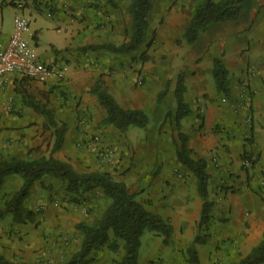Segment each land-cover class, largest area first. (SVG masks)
<instances>
[{
    "label": "crops",
    "instance_id": "1",
    "mask_svg": "<svg viewBox=\"0 0 264 264\" xmlns=\"http://www.w3.org/2000/svg\"><path fill=\"white\" fill-rule=\"evenodd\" d=\"M81 1L0 0V42L6 43L14 31V18L18 14L15 7L18 2L24 3L21 12L30 22L28 41L35 47L40 59L46 63L53 61L67 63L64 59L72 57L77 43L85 41L92 35L99 39L101 43H106L105 41L108 38L115 39L117 36L115 31L122 27L121 19H118L116 16L118 6L115 3L112 5L113 2L111 0H96L98 2L97 15L91 16L87 20H82L79 24L76 15ZM164 1L165 3H169L168 7H170L173 0ZM201 1L176 0L175 7L170 13H166L165 20H178L176 19L178 15L174 9L177 8L180 10V5L185 4L189 6L190 3L192 5L191 8H193L198 6ZM258 6L260 8L257 13L255 10H250L237 22L222 23L226 24L228 28L235 27L234 23H236L237 27L233 29V32L240 34L238 36V41H240L238 53L244 49L246 41L250 39L253 42L264 41V35L259 33V27L263 25L259 20H264V0H261ZM6 9L8 10L6 11ZM106 9L108 13H104ZM190 17L181 20H187L185 24L187 25ZM44 20H51L52 28L50 26L46 27ZM252 23H258V27L254 29L255 31L253 30L252 34H248ZM184 28L182 27L180 30L181 36L183 35ZM173 39L176 41L175 36ZM206 39L205 37L202 41L207 42ZM122 40L127 41L128 37H122ZM188 53L184 56V59L187 61L186 67L179 66L178 68L180 71H183V69L188 71L186 76H184V83L187 88L185 98L194 113L195 101H191L194 93L195 95H200V100H204L202 97L207 90L212 91V93L217 92L213 77V61L215 58L211 60L212 63L207 62L206 65H197L195 62L198 61L202 53L200 55L199 52H194L193 55H189ZM224 54H221V59L230 75V67L223 58ZM252 59L259 65V73L264 76V54L261 52L255 53L252 55ZM244 60L245 56L242 55L241 64L244 63ZM108 69L106 64L99 66L95 64L89 68L82 66L79 69H74L70 66L65 82H51L48 84L33 81L18 73L7 75L4 87L0 88V153L8 158L13 156L36 158L50 155L51 148L49 150L44 147L41 149L38 148V145L42 141L41 138L31 139L29 137L30 131L32 132L34 128L38 127L35 126L37 123L40 124L42 131L46 123L45 115L38 112L34 107L37 104L42 107L44 106L46 109H50L56 119L60 117L64 118V108H69L65 112L66 120L64 122L67 124L68 129L62 146L66 150L64 151L62 148L59 152L53 153V155L61 160H69L64 155L68 150L79 157L80 154L77 152L75 145L77 141L82 139L85 133L90 132L92 128L96 127L97 122L107 117L106 109L100 104L97 94L92 92V88L98 82L96 81L98 76L102 79L99 82L103 83L104 90L118 99L112 87L117 76L115 77ZM191 70L197 72L195 76L192 75L193 72H189ZM93 75H96L95 79H91ZM177 76H175V85L172 89L173 95L176 88ZM206 80L207 83L205 85L203 81ZM118 81H122V79H118ZM253 89H256L257 92L256 97L253 98L254 106L257 110L256 116L260 118L264 106V81H261V77L260 79L257 77L253 81ZM64 90L67 92L68 101L64 100ZM77 102L79 104L78 106H76ZM99 105L100 109H98ZM99 110L102 112L100 115ZM194 122H196L194 118L186 116L182 120V128L189 134V147L194 149L198 156L204 157L208 161L210 196L216 202V207H218L219 199L213 193L211 183L212 180L217 182L222 173L220 174V171L215 168L211 158V152L207 150L212 138V135L208 131L212 129V125L207 120L199 124L200 126L198 128ZM168 125L170 126V123ZM259 125L258 127L260 129L257 138L260 137L261 133V127ZM99 129L102 130L100 131L103 135L102 138L106 136V140H110V136L107 135L108 133H106L105 128H100L99 126L94 132L99 133ZM26 132L28 133L24 135ZM171 134L173 135L174 143L175 134L172 128ZM85 139L87 140V138ZM141 140L143 142V139ZM143 143L146 145L149 144L147 138L144 137ZM108 144L107 142L105 146ZM259 147L257 146L256 149H259ZM151 151L152 148H150ZM218 151L220 153L223 152L222 146H219ZM261 151V153L259 152L260 163L264 162V148ZM82 155L86 156L85 154ZM85 159L90 160L87 157ZM92 161L94 163L96 162L95 159ZM96 163L99 168L112 174L114 173L111 171L112 167L106 163H100V161ZM240 163L241 158L239 155V157H236L232 169H235L241 175L242 179L246 173L243 174ZM259 164L253 170L256 175L259 174ZM227 167L231 166H225V168ZM11 180L15 182L11 186L13 187L12 190L9 189L11 188L9 187ZM55 181L57 179L45 176L32 185L30 196L25 201L26 209L31 211L32 214L26 221L17 222L11 214L0 219V255L5 258L8 264L64 263V255L66 257L72 256L79 250L82 243L81 236L75 228V222L72 225L69 224L70 218L76 217L77 220L81 217V219L84 218V220L93 222L105 210L106 207H101L94 202L89 205L91 209L90 213H78L77 205L69 202L67 203L68 208L70 210L74 209V211L71 214L68 213L67 210H64V202L59 198L56 200L55 191H57V188L53 184ZM22 184L23 179L20 175L14 174L8 176L3 187L4 189L0 191V210L5 208L6 199L15 194L21 188ZM6 193H8L7 196H5ZM147 193H151L153 199V203L148 206V209L160 214L166 219H170L173 226V233L170 242L165 244L163 242V236L156 232L145 231L141 237L140 264H193L188 248L198 231L203 199L198 192H194L192 196L181 192L178 195H169L164 199H158L154 194V189ZM248 194L251 196L249 199L252 198L254 203H257L251 215L248 217L245 216L243 205L238 203L229 212L220 210L214 214L211 213V224L209 223L207 227L210 239L206 243L196 245L200 264H232L247 255L261 241L264 233V201L262 199L257 200L252 194ZM166 203H169L170 206ZM41 205L45 206V211L40 214L37 213L36 209ZM171 206H174V209ZM110 234L111 243L114 236L113 232H110ZM64 238H67L65 243L63 242ZM110 243L104 245L100 250L93 251L92 256L94 258L89 264H115L117 260L125 256L126 250L123 240L118 241L119 247L117 249L110 247Z\"/></svg>",
    "mask_w": 264,
    "mask_h": 264
},
{
    "label": "rangeland",
    "instance_id": "2",
    "mask_svg": "<svg viewBox=\"0 0 264 264\" xmlns=\"http://www.w3.org/2000/svg\"><path fill=\"white\" fill-rule=\"evenodd\" d=\"M111 2H113L112 5L115 3L118 6L116 16L121 19L122 27L115 31L117 33L115 39L108 38L105 42L119 45L124 42L122 37L126 36L129 39L132 32V17L129 12L131 0H111ZM168 4L164 0H153V10L146 43L135 51L121 54L105 49H90L88 48L90 45L101 43L99 39L92 35L85 41L78 42L77 47L73 50L72 57L64 59L69 68L72 66L74 69H79L82 66L89 68L95 64H98V66L106 64L109 68L108 70L115 77L117 76L112 87L116 92L118 102L125 108L142 109L148 113L150 118L149 124L145 127L131 126L123 130L111 123H107L104 118L102 121L97 122L96 127L85 133V136L75 144L77 152L80 154L79 157L67 150L64 155L69 160L65 161L70 162L80 172L105 171L99 168L96 162L106 163L112 167L111 171L114 172V175L111 174L115 176V179L130 186L132 191L135 192L136 199L147 208L153 203L151 193L147 192L153 189L158 199L167 198L169 195H178L181 192L191 196L194 192L197 193L198 188L194 176L176 157L173 135L168 125L169 120L165 118V115L168 108L173 107L174 104L172 89L175 85V76L182 75L184 77L188 73L186 69L180 71L178 68L179 66L186 67L185 54L187 52H189V55H193L194 52H199V55L202 53V56L200 55L195 64L206 65L207 62H211L214 58H221V54L225 53L223 58L230 67H228L230 70V96L228 97L218 90L216 93L207 90L202 97L204 100H200V95H195L194 93L191 98V101H195L194 113L189 117L194 118L196 121L194 123L198 128L199 124L207 120L212 125V129L208 131L212 138L207 150L211 152L215 168L220 171V174L222 173L217 182L212 180L211 183V189H213V193L219 199V203L217 202L218 207H216V202L214 201L215 205L212 213L214 214L220 210L229 212L238 203L243 205L245 216L248 217L257 204L254 203L252 198L249 199L251 196L248 193L252 194L257 200L262 199L264 201V162L260 163L259 157L262 152L261 149L263 150L264 148V106L261 111V117L258 118L253 101L257 93L256 89H253V81L257 77L259 79L261 77L263 82L264 76L259 73V65L252 59V55L255 53L261 52L264 54V41L253 42L250 39L246 41L244 49L238 53L240 42L238 41V36L240 34L233 32V29L237 27L236 23H234L235 27L230 28L226 24H221L205 36L207 42L201 41V43H197L198 45H190L181 41L182 36L180 35V30L182 27L186 28L190 20L185 25L187 20L181 19H188L195 7L191 8L192 5L190 3L189 6L182 4L180 5V10L174 9L178 15L176 18L178 20H165L166 13H170L173 10L176 0L172 1L170 7H168ZM97 8L98 2L96 0H82L79 3L76 15L78 23L80 24L82 20H87L91 16H96ZM15 10H17V13L21 12L17 6ZM104 13H108V10H104ZM259 21L263 23L262 27H259V33L264 35V20ZM44 22L46 27L50 26L52 28L51 20H44ZM257 27L258 23H252L248 34H252ZM174 36L176 41L173 39ZM148 43L150 46L147 45ZM242 55L245 56L243 64H241ZM189 72H193V76L197 73L192 70ZM95 78L96 75L91 77V79ZM96 79V81H102L99 76ZM118 79H122V81H118ZM203 83L206 85L207 80L203 81ZM166 88H168L166 95L159 101V95L166 91ZM67 98V92L64 90V100L68 101L69 99ZM78 105L77 102L76 106ZM67 109L69 108H64V118H57L59 123H65V112ZM98 109H100V105ZM100 114L102 112L99 110ZM257 124H260L259 126L261 127L260 137L262 138L259 137L260 140L257 138L260 129ZM35 126L38 127L34 128L32 132L30 131L29 137L31 139L41 138L42 141L38 145L39 149L43 147L47 150L52 149L54 142L53 129L44 127L42 131L40 124L37 123ZM99 126L106 129L110 140H106V136L102 138L101 129H99V133L94 132ZM144 137L147 138L148 145L143 143ZM141 139H143V142ZM107 142L109 144L105 146ZM219 146H222V153L218 151ZM257 146H260L259 149H256ZM150 148H152L151 152ZM106 150L111 152L108 159L102 156ZM246 151L253 154V158L256 159V163L253 166L248 165V167L250 166L249 173L243 169L241 158ZM239 155L241 158L240 167L243 169V174L246 173L242 179L241 175L235 169H232V165ZM85 157L90 160L85 159ZM93 158L96 160L95 163L92 161L94 160ZM257 164L260 167L258 175L253 172ZM227 165L231 167L225 168ZM14 183L11 180L9 187L14 185ZM53 184L57 188V191H55L56 200L59 198L63 201L64 210H67L70 214L74 209L70 210L68 208L67 203L69 202L75 203L78 207L77 212L84 214L90 213L89 205L91 203L96 202L97 205L106 208L110 204V199L103 192L71 194L65 190L62 181L59 179ZM12 188L9 189L12 190ZM242 189L244 190L242 191ZM7 195L8 193L5 194V196ZM166 204L169 205V203ZM44 207L42 205L39 206L36 209L37 213H44ZM171 208L174 209V206H171ZM70 214L69 216L71 217ZM82 221L90 222L84 220V218L81 219V217L77 220L76 217H71L69 224L72 225L75 222L76 228V225ZM77 233L80 235L78 230ZM66 241L67 238H64L63 242L65 243ZM70 258L71 255L68 257L64 255L63 262L65 263Z\"/></svg>",
    "mask_w": 264,
    "mask_h": 264
},
{
    "label": "trees",
    "instance_id": "3",
    "mask_svg": "<svg viewBox=\"0 0 264 264\" xmlns=\"http://www.w3.org/2000/svg\"><path fill=\"white\" fill-rule=\"evenodd\" d=\"M261 0H204L193 11L186 26L181 41L190 45L201 42L207 34L224 22H237L250 10L257 13ZM258 6V7H257ZM153 10V0H131L129 12L132 17V32L127 41L121 44L100 43L90 45V49H105L114 53L133 52L146 43L150 17ZM148 46L149 43L147 44ZM146 60V58H144ZM213 77L216 88L226 96H230L229 71L221 58L213 61ZM159 95V101L167 93ZM186 85L184 77H176L173 107L168 108L165 118L175 134L174 145L178 161L194 176L198 192L203 199L201 218L198 222V231L188 248L193 264H200L196 245L206 243L210 239L207 227L215 205L210 196V173L208 161L200 157L189 147V134L182 128V120L193 113V109L186 101ZM97 94L100 104L106 109L107 123L123 130L131 126L145 127L150 118L142 109L123 107L118 100L104 90L103 83L97 82L92 88ZM35 109L46 117L45 128L53 129L54 142L49 156L23 158L18 156L5 157L0 153V191H2L8 176L20 175L23 179L21 188L5 201V208L0 210V219L11 214L17 222L26 221L32 214L25 206L30 196L32 185L45 176L62 181L64 188L71 194L103 192L110 199V204L101 216L93 222L82 221L76 225L81 235V246L64 264H89L93 260L92 252L100 250L110 243L113 232V241L110 247L117 249L119 240L125 242V256L115 264H140L139 253L141 237L145 231L156 232L163 236V242L168 244L173 233L170 219L150 211L136 199L135 192L130 186L121 182L107 171L80 172L70 162L54 157L53 153L60 150L66 138L67 124L59 123L54 113L44 106L35 104ZM243 169L249 173V167L256 163L253 154L245 152L242 155ZM247 162L250 166L248 167ZM0 263L8 264L0 255ZM264 263V234L261 241L239 261L232 264H262Z\"/></svg>",
    "mask_w": 264,
    "mask_h": 264
},
{
    "label": "built area",
    "instance_id": "4",
    "mask_svg": "<svg viewBox=\"0 0 264 264\" xmlns=\"http://www.w3.org/2000/svg\"><path fill=\"white\" fill-rule=\"evenodd\" d=\"M17 7L21 10L24 4L18 2ZM14 20V31L8 41L6 43L0 42V88L5 85L6 76L12 73H18L42 84L65 82L69 73V65L58 61L51 63L42 61L35 47L28 41L29 19L22 12H19ZM110 153L109 150H106L102 156L108 159ZM247 164L249 165V162Z\"/></svg>",
    "mask_w": 264,
    "mask_h": 264
}]
</instances>
